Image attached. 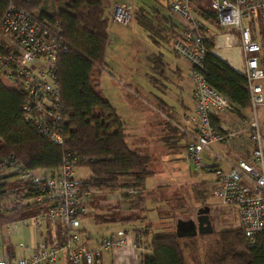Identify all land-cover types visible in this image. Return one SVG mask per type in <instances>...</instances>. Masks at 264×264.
Wrapping results in <instances>:
<instances>
[{"label": "built area", "instance_id": "2783aa9c", "mask_svg": "<svg viewBox=\"0 0 264 264\" xmlns=\"http://www.w3.org/2000/svg\"><path fill=\"white\" fill-rule=\"evenodd\" d=\"M197 1L169 0L170 10L182 20L173 48L191 64L194 105L185 116L186 125L181 126L188 138L187 159L197 169L214 172L216 196L222 204L237 209L240 228L248 243L256 246L264 236V149L256 117L257 106L264 104V65L261 44L254 38L249 21L264 13V0H208L222 29L216 36L213 52L217 54L218 49L228 45L239 48L241 58L233 66L247 76L254 113L246 128L252 143L251 155L235 161L213 149L214 143L227 141L236 134L221 125L215 126L213 117L236 106L208 83L203 72L213 26L198 13ZM133 19L132 3L113 0L109 32L127 28ZM66 50L67 42L58 24L47 22L12 2L3 10L0 20L2 79L27 95L23 105L27 122L59 144L64 143V113L58 70L59 59ZM78 160V157H65L54 174L34 172L11 163L19 178L39 190L34 201L46 206L34 217L36 224L50 221L62 234L52 244L41 241L30 253L13 262L0 258V264H53L62 252L69 264H100L103 251L128 244V233L123 229L100 237L93 246L88 244L81 220L97 210L96 195L102 191L75 175ZM122 191L137 193L140 189L126 187Z\"/></svg>", "mask_w": 264, "mask_h": 264}, {"label": "trees", "instance_id": "16d2710c", "mask_svg": "<svg viewBox=\"0 0 264 264\" xmlns=\"http://www.w3.org/2000/svg\"><path fill=\"white\" fill-rule=\"evenodd\" d=\"M110 1L0 0V20L3 10L12 2L47 22L58 24L67 42V50L59 59L58 70L64 113L63 144L52 142L27 122L23 108L27 95L18 88L8 86L0 73V170L7 168L11 171L9 176L19 178L11 166L14 162L34 172L54 174L61 168L65 157H78L77 165H86L91 170V177L84 180L102 191L98 197L126 187L138 188L140 191L135 194H123L130 197L131 208L142 210L146 208L147 181L154 174L151 156L133 149L115 106L93 86L94 76L102 73L106 65L112 10ZM155 3L150 8H134V19L153 36H159L173 45L179 37V25L171 15L162 13L163 8L171 11L169 0H157ZM197 7L198 13L206 21L213 26L218 24L208 0H198ZM258 20H264V13L249 21L255 39L254 22ZM260 25L263 52L264 22ZM217 33L211 34V42L208 43L210 51L204 63L205 77L213 88L235 104L237 112L251 110L246 74L213 52ZM262 60L264 65V56ZM213 123L220 127V115L213 117ZM166 126L171 127L172 134L165 140L175 137L172 143L177 145L186 134L181 133L170 120ZM184 145L186 147L187 144ZM19 179L24 183L23 188L17 190L19 198L34 200L39 190L32 183ZM9 191L6 176H0V226L14 221L13 214L19 208L18 204L8 207L3 203ZM39 205L41 209L46 208L43 204ZM140 218L146 216L123 218L121 221L133 224ZM96 219L104 223L112 221L107 216H97ZM124 230L135 233L137 245L150 250L143 252L139 264H264V236L256 246H251L239 227L192 237H179L175 230L154 232L150 223L133 225L130 230ZM61 234L60 229L49 231L48 228L44 241L52 244ZM17 258L16 253L12 252V257L4 259L13 262Z\"/></svg>", "mask_w": 264, "mask_h": 264}, {"label": "rangeland", "instance_id": "374dc122", "mask_svg": "<svg viewBox=\"0 0 264 264\" xmlns=\"http://www.w3.org/2000/svg\"><path fill=\"white\" fill-rule=\"evenodd\" d=\"M119 1L132 3L133 11L134 3L150 8L152 3L157 2V0ZM160 1L165 2L166 0ZM164 12L171 15L175 23L181 24L182 20L178 15L167 9H164ZM245 21L248 22V19ZM262 22L260 20L254 22V31L260 43L262 37L259 32ZM121 28H114L115 32L110 34L112 43L108 44L107 60L110 65L114 64L115 68L109 67L110 74L108 75L96 74L93 86L96 90L102 89L104 94L108 93L112 97L119 112L128 122L129 127L126 133H129L130 145L133 149L151 156V167L154 174L147 181L145 209L131 208L130 197L125 196L122 190L105 192L103 196L99 197L96 195L99 204L97 210L82 218L87 229L96 236L108 234L117 229L128 228L130 230L133 225L143 226L150 223L154 232L174 231L178 217H195L197 209L204 205L211 207V221L214 230L240 228L237 209L222 204L215 194L214 172L197 169L187 159L184 145L187 141V134L177 145L172 143L175 137H170L171 142L168 139L165 140V137L172 134L171 127L166 126L169 117L175 118V115L179 114L182 99L185 101L189 99L191 64L183 56L174 52L172 44L164 42V39L159 36H153L135 19L127 28ZM124 31L126 32L121 34ZM215 31L219 32L216 36L222 33L219 23L212 27V33ZM261 53L264 56V50ZM177 69L181 70L180 77L176 73ZM111 75L117 82L116 84H121L114 85L112 79L109 78L112 77ZM135 82L141 83V86H135ZM131 88L141 94L143 100L154 107H161V104L166 101L165 113L158 114L147 104L146 112L152 118H148L146 124L138 122L133 113L135 104L136 107L139 106V98L133 95ZM253 115V111L249 109L246 112L240 111V113L236 109L223 113L224 126L236 134L227 141L214 143V149L222 153L223 148H226L224 145H228L234 140L239 142L246 140L251 143L246 128ZM256 117L264 149V104L257 106ZM175 125L183 133L181 129L183 125L179 123ZM225 151L230 157L238 159L239 155L233 156L228 149ZM10 173L11 171L7 168L0 170V176H6L10 188L3 203L8 207L18 204L19 208L13 214L14 221L0 226V258H10L12 252L18 256L30 253L44 240L48 228L53 231L57 229L55 224L50 221H45L41 225L36 224L34 217L45 208L41 209L39 203L32 198L20 199L17 190L18 188L22 189L24 183L17 176H9ZM75 175L80 179H89L91 170L86 165H76ZM203 195L206 198L203 199ZM97 216H107L112 221L99 222L96 219ZM143 216L146 218L137 219L133 224L121 221L123 218ZM142 252L146 251L143 249ZM63 254L61 255L64 257ZM56 264H65V262L61 260Z\"/></svg>", "mask_w": 264, "mask_h": 264}, {"label": "crops", "instance_id": "0c3cea01", "mask_svg": "<svg viewBox=\"0 0 264 264\" xmlns=\"http://www.w3.org/2000/svg\"><path fill=\"white\" fill-rule=\"evenodd\" d=\"M155 4L156 3L154 2L150 6H153ZM133 6H135L134 8H136V9L137 8H146V7H143L141 5H138L137 3H134ZM111 9H112V0L110 1V10ZM162 13L164 14V8L162 10ZM135 21H137V20H135ZM179 27H180V25H179ZM130 30H132V29H130ZM110 34H112V32H109L108 44L112 43L111 38H110ZM224 38L226 39V37H224ZM236 47L237 46H235V45L223 46L222 48L218 49L217 52L220 53L225 48H236ZM228 55H232V56H230L228 58H224V57H222L220 55H218V56L221 57L222 59L226 60L232 67H234L233 64H234L235 60H237V59L239 60V58H241V54L239 52V48H238V52H235L234 50L228 51ZM235 56H237V58H234ZM107 59H108V46H107L106 54H105V61H106L105 64L106 65H105V67H104V69L102 70V73H101L103 75L104 74H106V75L110 74L109 71H108V68L109 67L112 66L113 68H115L114 67V64L110 65V63L108 62ZM176 73H177L178 77H180L182 75L180 69H177L176 70ZM109 78L112 79L114 85H120L121 84L120 83L121 80L119 82L120 84H116L117 82L114 80L113 76L112 77H109ZM189 83H190V85H189V88H188V90H189V97H188L189 99H188V101H185L184 99H182V103H181V108L179 110V114L177 113V115H175L176 117L178 116L177 119H176V117L174 118L173 116H170L169 117V120L171 122H173L174 124L179 123V124H182L183 126H185L186 125L185 124V116L193 108V105H194V100H193V95H192V92H193V83H192L191 77L189 78ZM140 84L141 83L135 82L134 85L137 86V87H140L141 86ZM131 91H132V93H133V95L135 97H138L139 98V102H138V105L139 106L136 107V104H135V110H134V113L133 114L136 116V119L138 120V122H140L142 124H146L148 118L149 119L152 118V116L146 112V110H147V107L146 106H147L148 103L146 101H144L143 98H142V95L139 94L137 91L135 92V90L133 88H131ZM98 92L105 99H108L115 106L118 115L120 116L122 122L124 123L125 132H126L127 131V128L129 127L128 122L125 120V118L119 112L118 107H116V105L112 101V97H110V95H108V93L107 94H104L103 91H102V89H99ZM135 103H136V101H135ZM148 105H149V107L151 109H155L158 114H161L162 115V114L165 113V108L167 106V102L164 101V103L161 104V107L160 106L159 107H157V106L154 107L152 104H148ZM138 107H140L141 109L138 108ZM162 107L164 109H162ZM136 111H137V113H136ZM251 111H252V109H251ZM242 112H246V109L242 110ZM222 115L223 114H220L221 120H222ZM224 123L225 122H223V120H222V122H221V126L222 127H225L224 126ZM127 139H128V137H127ZM245 141L243 140V141L239 142L237 140H234L232 142H229L228 145H224V146H226V148L231 152V154H233V156L239 155L238 158H242V157L243 158H249L250 155H251V152L250 151H251V148H252V143H250L249 141H246V142ZM226 148H223V151H222L221 154L224 155V156H226L230 160L235 161V158H233L232 156L230 157L226 153L227 152V151H225V150H227ZM213 149H214V147H213ZM81 221H82V231L86 234V236H87V242H88V244L90 246H93L95 244L96 240L99 239L100 237L110 236V235L114 234L116 231L120 230V229H117L115 231L113 230V231L109 232L108 234L96 235L95 236V235L92 234V232H90V230L87 229V226H86L85 222L83 220H81ZM50 229L51 228H49V231H50ZM128 241L129 242H128V244L126 246H123L121 248H114V249H110V250L103 251L102 252V255H101L100 264H139L140 263V259H141V255L143 254L142 251H143V249L145 250L146 248L140 247V246L137 245L136 235H135V233H133L131 231L128 233ZM61 254H63V252ZM61 254H60L58 260L55 263H53V264H56L57 262H59L61 260H64L65 264H69L66 254L65 253L63 254L64 257ZM16 256H18V255H16Z\"/></svg>", "mask_w": 264, "mask_h": 264}, {"label": "water", "instance_id": "95a60500", "mask_svg": "<svg viewBox=\"0 0 264 264\" xmlns=\"http://www.w3.org/2000/svg\"><path fill=\"white\" fill-rule=\"evenodd\" d=\"M211 207L201 206L197 209L196 217H178L175 224V231L179 237H192L197 234L212 233L214 231L211 221Z\"/></svg>", "mask_w": 264, "mask_h": 264}, {"label": "bare ground", "instance_id": "6f19581e", "mask_svg": "<svg viewBox=\"0 0 264 264\" xmlns=\"http://www.w3.org/2000/svg\"><path fill=\"white\" fill-rule=\"evenodd\" d=\"M230 50H234L235 52H238L237 47L236 48H225L222 50V52L217 53V54L224 57V58H228V57L232 56V55H228V51H230ZM234 58H237V56H235Z\"/></svg>", "mask_w": 264, "mask_h": 264}, {"label": "flooded vegetation", "instance_id": "af4514ba", "mask_svg": "<svg viewBox=\"0 0 264 264\" xmlns=\"http://www.w3.org/2000/svg\"><path fill=\"white\" fill-rule=\"evenodd\" d=\"M197 214H195V217H196ZM210 216H211V212H210Z\"/></svg>", "mask_w": 264, "mask_h": 264}]
</instances>
